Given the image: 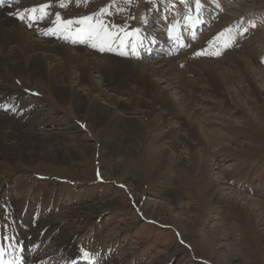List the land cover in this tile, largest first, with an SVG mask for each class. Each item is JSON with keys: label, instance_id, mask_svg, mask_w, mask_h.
I'll return each instance as SVG.
<instances>
[{"label": "rangeland", "instance_id": "374dc122", "mask_svg": "<svg viewBox=\"0 0 264 264\" xmlns=\"http://www.w3.org/2000/svg\"><path fill=\"white\" fill-rule=\"evenodd\" d=\"M44 2L48 3V0ZM52 2L49 14L37 17L36 25L26 26L23 22L24 28L30 30L36 26L38 29L37 24H45L52 14H59L69 21L74 19L71 23L75 24L91 17L108 30H123L120 34L115 32L119 38L118 42L116 38L113 40L116 48L123 40H128V36L132 40L139 33L138 42L132 41L129 51H117L125 58L134 57L132 51L145 52V56L140 57L139 53L137 57L142 61H164L182 71L207 60L235 73L237 69L224 60L227 55L234 54L248 60L256 69H264V0H200L204 23L194 37H186L183 46L174 53L171 51L173 58L165 52L159 53L164 50L160 47L165 41L161 33V15L166 13L163 12L166 6L161 4L162 0ZM15 3L8 5L13 9ZM167 5L171 6L170 22L172 18L182 17L181 24L188 12L186 1L169 0ZM192 8L191 13L195 16L190 15L187 21L192 25L194 22L190 18H193L194 25L199 26L201 19L196 16L199 7L194 4ZM91 11L95 13L89 15ZM150 15L153 22L147 28L149 34L142 33L141 28L145 27L142 24ZM176 23L170 28L172 34L167 32L168 42L177 41L172 37L179 30ZM156 34L163 39L153 47L158 51L149 57L150 42L145 40L153 36L157 39ZM67 43L65 46H69ZM122 43L125 47L126 42ZM75 44L85 45L87 40L74 41ZM106 53L102 50L98 55L104 57ZM107 68L99 74L108 73ZM185 76L194 77L190 72H185ZM94 78L99 85L98 78ZM154 78L162 80L160 73ZM234 79L238 80V77ZM4 83L11 86L13 92L6 96L0 90V112L25 119L32 114L24 113L43 109L38 124L32 125L37 132H60L61 135L56 137L61 145H67L72 151L90 146L91 151L64 160L56 159V155H37L25 169L16 168L11 160L0 155V245L4 247L12 242L13 236H20V241L28 238L26 242L35 246L32 257L45 264H65L73 254L80 256V252L98 250H102V257L106 258L104 264H264V215L258 219V211H240L233 206L234 200L232 203L219 202L213 190L216 180L221 177L220 190L257 200L259 210L264 211V90H260L262 104L255 103L252 95L243 92L235 97L239 105L235 99L223 103L212 92L193 90L195 93H191V86L182 82L169 90L170 95L181 107L189 102L187 108L194 110L206 129L200 131L203 137L187 135L191 131H185L184 127L178 131L179 135L176 131H167L169 122L181 125L184 116L179 119L178 115L167 125L157 126L159 116L149 115L150 126L138 131L141 136L138 151L128 152L129 142L125 138L121 152L107 153L97 133L107 135L113 131H95L96 134L89 131L90 119L75 109L80 102L76 103L71 96L62 101L49 87L35 89L31 80L10 79ZM131 84L134 85L133 81ZM261 84L262 81H258V85ZM194 85L200 88L204 83L195 81ZM102 88L107 89V94L129 97L123 93L127 91L126 87ZM195 95L210 98L218 105L199 103ZM9 99L17 102L18 107L15 105L14 110L4 103ZM21 104L23 108H20ZM142 108L134 102L117 107L116 112L126 120L117 126L132 129L130 117H141L146 121L147 118L142 117ZM166 109L159 111L166 112ZM65 127L71 130L57 131ZM173 142L184 157L181 163L176 162V152L169 159L162 157L163 147L171 148ZM26 149L28 153H35L29 146ZM209 175L211 179H208ZM33 230H36V237L31 241ZM109 245L115 246L112 258L103 255ZM30 256L26 251L19 264H26ZM20 257L23 258L18 256L10 262L18 263L16 258ZM61 258L65 261H59Z\"/></svg>", "mask_w": 264, "mask_h": 264}, {"label": "bare ground", "instance_id": "6f19581e", "mask_svg": "<svg viewBox=\"0 0 264 264\" xmlns=\"http://www.w3.org/2000/svg\"><path fill=\"white\" fill-rule=\"evenodd\" d=\"M16 1L17 0H9L8 3L3 5V8L1 7L2 9H0L1 92L4 91L5 94L3 93V95L9 96L8 94L13 92V89L4 82L10 79L19 81L20 78H22L31 80L35 85V89L38 87H49L53 94L62 101L66 96H71L75 102H80V104L75 105L76 111L79 114L82 113L86 119H90L87 124V129L89 131H94L93 133L95 134V131H113L107 135L106 133L103 135L102 133H97L101 144L107 148V153L121 152V145L125 138L128 139L129 142L127 151H138L141 139L138 131H142L144 128L150 126L151 122L149 121V115L159 116V121L156 120L157 126H160V124L163 123L167 125L171 118L173 119L178 115L179 119L184 116L183 121L180 123L181 125L169 124V122V128L167 131H170L171 133L172 131H176L179 135L180 133L178 131H181V129L183 130L182 127H184L185 131H191L187 135L195 134L203 137V135L201 136L200 131H206V129L202 127L201 120L195 115L194 110L187 108L189 102L187 106L182 105L181 107L177 105L179 104L178 102L173 101V96L170 95L169 90H174L180 86L182 82L191 86V93L194 91L212 92L219 98V101L223 103L234 99V101H236V95L245 92L254 97L255 103L258 102L262 104L263 99L260 95V90H264V69H256L255 67H252L249 61L242 57H236L234 54H229L224 58L227 63L237 69V72L235 73L229 70V68L220 67L218 65L216 66L215 63L208 62L207 60L196 63L197 67L189 66L185 71H182L181 69H177L175 65H167L164 61L160 60L142 61L140 57L145 56V52L144 54H141L139 51H132V53L135 54L134 57L129 55L125 58L121 53L117 52H126V48L123 46L122 42L128 41V43H132L133 41V43H137L139 33H136L132 40H130L128 36V40H123L120 47L116 48L113 40L118 34H120V31H110L91 17L87 20H78L79 22H76V24L74 22L69 24V20H65V18H62L59 14H52L53 17H51L48 22H45V24H37L38 29L36 26H32L33 28L26 30L24 24L26 26H29L31 23L36 25V17L47 15V13L49 14L52 9V1L54 0H48V3L44 2L45 0H20L21 3L19 5L15 3ZM192 1L199 7L197 1ZM10 2L15 3V5L12 6L13 9L8 5ZM40 5H48V7L41 11L39 7ZM32 8H36L37 11L35 13H30L29 10ZM191 9H193L192 6L189 7V10ZM195 10L196 7L194 8V11ZM20 15H23L24 18L20 19ZM190 15L195 16L193 12ZM190 21L195 23L193 18H190ZM23 22L24 24H22ZM194 23L190 25V27H193ZM115 32H118V34ZM168 32L169 34H172L173 30L171 29L170 31L169 28ZM176 35L177 34H173L172 37L177 39V41L172 42V40H169L170 43L167 40L168 36H163L167 41L165 47L174 48L179 45L178 42L183 38H180V36L176 37ZM156 37L157 39L153 36L145 41L150 42L149 46H151L154 40L158 41L163 39V37L158 34H156ZM83 40H87V44L74 45V41ZM118 40L119 38L115 39L117 42ZM65 43L69 46H65ZM70 45H73V48L70 47ZM102 50L107 51V53L104 54V57L98 55V53L102 54ZM160 51V54L165 52L164 50ZM139 53L140 57H137ZM175 57H177V55ZM106 66L109 67L107 68ZM104 68L108 69V73L103 71L102 74H99V71L101 72ZM185 72H190L194 77L192 79L187 78ZM158 73L162 76V80L154 78ZM236 76L238 77V80L234 79ZM94 77L98 78L99 85L101 83L102 87L105 86L110 88L118 85L126 87L127 91H123V93L129 97L120 98L112 93L107 94V89L105 90L97 85V80H95ZM130 81H133L134 85H130ZM195 81L202 82L204 85L199 88L194 85ZM258 81H262L260 86L258 85ZM160 83H165L164 85L166 86H161ZM185 93L189 94L188 92ZM186 94H184V96H186ZM103 96H105L104 101H101ZM194 98L199 103L206 102L213 106L218 105L215 101H210V98L204 99L201 98V96L197 97L196 95ZM10 99L4 103H6V106L9 107V109L14 110L18 107L17 102ZM2 100L4 101V99ZM131 102L143 107L142 117L147 119L145 121L141 117H130L128 121L132 124V129H127L125 125L119 128L117 125L121 122L125 123L126 120H124V116H122L121 113L116 112V108L123 104L125 105L126 103L130 104ZM236 102L239 104L238 101ZM229 104L230 103H228V105ZM155 105L159 106L161 109L166 107V112L159 111L160 108H155ZM23 106L24 105L21 104L20 108H23ZM123 107L126 109L125 106H122L121 108ZM41 111H43V109H34L31 112L24 113L25 115L32 114L29 118L26 117L25 119L23 118L24 116L14 117L0 112L1 156L11 160L16 168L25 169L27 168L26 165L37 155H56V159L64 160L75 154L81 155L82 153L91 151L90 146L76 148L72 151L70 148L66 147V144V146L61 145L60 140L57 139L58 136L56 137V135H61L59 131L66 132L71 130H68L66 127L64 130H57L59 133L37 132L36 128L32 125H37L40 121ZM148 124L149 126H147ZM79 131L81 130L79 129ZM117 131H122V133H118ZM26 146L34 149L35 153H28ZM176 146L177 143L173 142L171 148L163 147L162 157L164 159H169L172 153L176 152V162L181 163L184 157L176 150ZM117 167L122 166L117 164ZM211 170H209V174H211ZM220 178L217 179L213 185V190L217 194V201H231L232 203V200H234L233 206L239 208L240 211L246 209H249L250 211H258V219L262 218L264 211L259 210L260 207L257 200L242 197L238 193L230 190L228 192L220 190V188H218L220 186L218 185L223 183L222 178ZM208 179H211L210 175ZM261 203L262 202H260V204ZM47 224H50V222ZM31 237L30 240L33 241L36 237V230L32 231ZM242 237L243 236H241V238ZM12 238V242L5 244L4 247L2 244L0 245V264H6V262H10L15 257L23 256V258L20 257L21 259L16 258L18 263L15 264H19L24 259V253L26 251L27 255H31L30 258L27 259L26 264H45L37 257H32L35 246L33 244L31 245L30 242H26L28 238L25 241H20V236L17 238L13 236ZM1 242L2 240L0 238V243ZM7 246L8 248H6ZM80 256L73 254L72 257L77 258Z\"/></svg>", "mask_w": 264, "mask_h": 264}, {"label": "snow or ice", "instance_id": "6c2138e0", "mask_svg": "<svg viewBox=\"0 0 264 264\" xmlns=\"http://www.w3.org/2000/svg\"><path fill=\"white\" fill-rule=\"evenodd\" d=\"M125 2H129V0H125ZM61 6H63V5H61ZM39 7H40V10L43 11L44 9H46L48 7V5H40ZM29 11H30V13H35L37 11V9L36 8H32ZM19 18L23 19L24 17H23V15H20ZM84 19L87 20L89 18L85 17ZM68 23L70 24L71 21H69ZM170 31H171V29H170ZM84 255H85V257H87V253H85ZM6 264H12V262H6Z\"/></svg>", "mask_w": 264, "mask_h": 264}]
</instances>
